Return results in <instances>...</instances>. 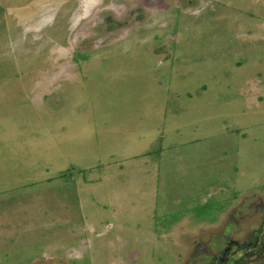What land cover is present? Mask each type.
I'll list each match as a JSON object with an SVG mask.
<instances>
[{"label":"rangeland","instance_id":"obj_1","mask_svg":"<svg viewBox=\"0 0 264 264\" xmlns=\"http://www.w3.org/2000/svg\"><path fill=\"white\" fill-rule=\"evenodd\" d=\"M0 264H264V0H0Z\"/></svg>","mask_w":264,"mask_h":264},{"label":"crops","instance_id":"obj_2","mask_svg":"<svg viewBox=\"0 0 264 264\" xmlns=\"http://www.w3.org/2000/svg\"><path fill=\"white\" fill-rule=\"evenodd\" d=\"M161 111L164 112V110H161ZM171 111L172 110H170V109L168 110V108H167V111L165 110V112L162 113V116H161V112H159V117L162 120V122L164 123V127L161 126V128L157 131H145L144 132V130H140L139 128H141V127L138 125H141L140 121L143 120V118L139 117V119H137V122H136V125L138 126V128L136 127L134 129L135 133L138 134V136L135 135V138L138 137L137 141H136V144L138 145V147L137 148L135 147L134 149L131 148L134 145L135 138L133 139V141L127 142L128 146L122 147V151H120L124 155L123 159H125V160L132 159V160L136 161L137 163L140 162L139 164L141 165V168H142L144 164L150 165V162L152 161V159H151L152 154H150V152H151L150 150L153 149L152 148V146L154 144L153 140L158 139V142H157L158 143L157 146H158L164 140V138H167L166 139L167 143H165L161 147L160 153H162L163 149L168 148L170 146L169 145L170 139H173V141H175L177 143H180L183 140V143H185V141L190 140L189 138L194 137V136H185L184 133H182V131H180L181 127H182V125L180 123H181V120H183L184 113L178 112V110H173V112H171ZM180 113H182V114H180ZM178 117H180V118H178ZM152 118H154V116H152ZM151 119H149V120H151ZM171 120H172V123L170 122ZM177 124H179V125H177ZM180 133L183 134V139L176 140L178 134H180ZM162 135H165V137L163 138ZM156 147H154V148H156ZM82 158H83V155L76 159L77 162L75 165L77 167H84L81 164V162L83 161ZM95 160H96V158H95ZM113 161L116 163V167H118L119 169H122V167L120 168L119 165H122L120 163V161H123V160H116L115 159ZM65 169L68 170L69 167L64 165V167L58 168L56 166L54 169V173L56 175H60L59 172L64 171Z\"/></svg>","mask_w":264,"mask_h":264},{"label":"flooded vegetation","instance_id":"obj_3","mask_svg":"<svg viewBox=\"0 0 264 264\" xmlns=\"http://www.w3.org/2000/svg\"><path fill=\"white\" fill-rule=\"evenodd\" d=\"M138 10L140 11L139 13L136 12V13H131L130 14V17H132L131 20L127 17L131 21V24L134 23V22H136V21L142 20L143 19V16H145L144 13L141 11V8H139Z\"/></svg>","mask_w":264,"mask_h":264}]
</instances>
